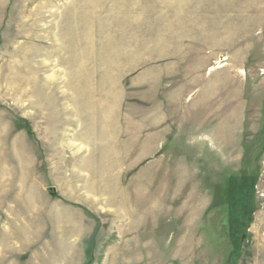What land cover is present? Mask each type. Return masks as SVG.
<instances>
[{
    "label": "rangeland",
    "instance_id": "374dc122",
    "mask_svg": "<svg viewBox=\"0 0 264 264\" xmlns=\"http://www.w3.org/2000/svg\"><path fill=\"white\" fill-rule=\"evenodd\" d=\"M0 264H264V0H0Z\"/></svg>",
    "mask_w": 264,
    "mask_h": 264
},
{
    "label": "trees",
    "instance_id": "16d2710c",
    "mask_svg": "<svg viewBox=\"0 0 264 264\" xmlns=\"http://www.w3.org/2000/svg\"><path fill=\"white\" fill-rule=\"evenodd\" d=\"M226 219H227L226 222L230 224L229 232L231 233V236L233 237V241L237 246V242L240 241L238 232L241 230L238 229L240 223L237 217V211L232 210L230 213L227 214Z\"/></svg>",
    "mask_w": 264,
    "mask_h": 264
}]
</instances>
